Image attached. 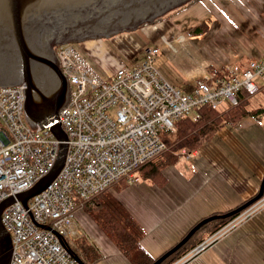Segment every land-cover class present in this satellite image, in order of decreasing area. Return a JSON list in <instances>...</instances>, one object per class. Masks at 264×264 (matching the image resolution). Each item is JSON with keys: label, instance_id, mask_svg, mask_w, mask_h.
I'll return each mask as SVG.
<instances>
[{"label": "built area", "instance_id": "2783aa9c", "mask_svg": "<svg viewBox=\"0 0 264 264\" xmlns=\"http://www.w3.org/2000/svg\"><path fill=\"white\" fill-rule=\"evenodd\" d=\"M55 52L70 86L69 102L58 119L68 137L67 156L57 178L27 207L17 197L54 170L61 142L49 129H31L24 84L0 87V205L15 199L2 214L13 242L10 264H79L65 245V239L78 237V209L123 182L138 184L139 171L168 150L164 134L175 132L177 122L197 108L235 107L241 92L253 97L260 91L256 80L264 82V57L250 60L244 70L232 66L228 78L210 72L184 92L154 66L158 49H149L143 63L121 66L107 79L76 45L62 44ZM263 203L264 197L235 223ZM233 227L226 225L214 237ZM210 244L197 246L181 264Z\"/></svg>", "mask_w": 264, "mask_h": 264}, {"label": "crops", "instance_id": "0c3cea01", "mask_svg": "<svg viewBox=\"0 0 264 264\" xmlns=\"http://www.w3.org/2000/svg\"><path fill=\"white\" fill-rule=\"evenodd\" d=\"M227 2L233 3L232 0ZM228 5L225 4L226 8ZM235 5L242 6L239 1H235ZM227 10L215 0H202L178 16L193 26L202 21L210 27L207 33L192 34L191 31L199 25L181 28L184 32H180L179 26L170 24L162 31L157 29L159 37L157 34L154 37L158 47L173 63L175 83L186 92L210 72L228 78L232 66L238 65L244 70L250 60L264 57L263 33L252 36L251 28L240 33L237 24L246 26L251 21L241 22L240 17L236 21ZM244 15L250 16L251 12L246 11ZM173 20H170L171 24ZM225 22L237 28L236 31L231 34V27L220 25ZM210 23H216L215 26L218 23L215 29L221 28V33L210 32L213 28ZM160 25L163 24L149 29L153 31ZM111 41L128 56L134 57L136 54L133 53L139 51L134 45L135 40L126 35L111 37ZM99 47L102 49L100 59L103 55L117 59L106 47ZM121 66L116 65L109 75ZM156 68L171 84L162 70ZM257 81L260 91L251 97L247 109L251 112L259 110V115H250L237 124L224 126L212 140L199 149L181 154L175 164L161 168L153 176L144 177L139 171L141 180L138 184L123 182L108 191V194L113 192L111 194L143 229L140 244L151 258H158L170 250L200 220L233 210L259 192L264 178V82ZM181 87L179 89L183 90ZM229 109L224 107L222 111ZM145 172L148 173L149 169ZM89 212L87 205L76 211L78 237L75 239L83 238L92 245L96 256L93 264H133L124 251L99 229ZM235 221L229 223L234 227L218 238L214 237L216 233L206 238L203 243L210 241V246L185 264H264V203L251 217Z\"/></svg>", "mask_w": 264, "mask_h": 264}, {"label": "water", "instance_id": "95a60500", "mask_svg": "<svg viewBox=\"0 0 264 264\" xmlns=\"http://www.w3.org/2000/svg\"><path fill=\"white\" fill-rule=\"evenodd\" d=\"M191 1L193 0H0V56H12L18 60L23 79L14 83V73L0 71V87H19L24 84L26 86L24 111L31 129L36 131L37 126L49 129L61 142L60 155L54 170L29 191L17 197L26 207L31 198L41 194L57 178L64 167L68 150L66 143L68 137L58 119L69 102L70 86L60 70L56 52V63L51 65L47 62V65L58 77V85L53 89H44L38 85L32 74V61L42 62L35 53L39 34L50 32L56 39V47L62 44L76 45L91 39L111 38L134 32L145 23L154 25L156 17H164L175 12ZM167 6L169 8L165 12H160ZM153 15L158 16L151 18ZM96 16H105V21L102 24H90V18ZM103 28L108 31H101ZM61 34L63 37L58 38ZM1 66L2 57L0 68ZM263 197L264 178L255 198L229 213L203 219L180 243L154 264L166 261L209 222L228 219L242 213ZM14 202L15 199L12 198L0 205V264L11 263L13 242L2 221V214ZM40 228L51 230L50 227ZM55 234L59 236L56 232ZM73 256L79 264H85L80 257L74 254Z\"/></svg>", "mask_w": 264, "mask_h": 264}, {"label": "trees", "instance_id": "16d2710c", "mask_svg": "<svg viewBox=\"0 0 264 264\" xmlns=\"http://www.w3.org/2000/svg\"><path fill=\"white\" fill-rule=\"evenodd\" d=\"M195 1H197L196 3H199L201 0L191 1L192 3H190L187 7H191L194 4L193 2ZM262 15L264 17V11ZM161 18L157 19L154 22V25H156L155 23H157ZM147 26H149V24H146L142 27ZM204 32V25L197 26L193 31H191V33L193 34H202ZM250 99L251 97H249L247 93L241 92L239 95L238 105L230 108L227 111L216 110L209 106H202L197 108L193 112V115L177 122L175 133L164 134L163 140L167 144V146L170 147L169 152L166 151L161 156L144 166L140 170L141 175H143L144 177L150 175L153 176L155 173L160 172L161 168H165L175 164L178 161L181 155L180 153L183 149H199L205 142L212 140L217 132L224 126L237 124L243 118L250 115H259V110L251 112L247 109ZM153 162L158 165L155 166ZM147 169H149L148 173L145 172ZM247 202L241 204L235 209L241 207ZM87 206L89 207V211L95 213L94 218L97 219V225L104 233L108 235L109 238H111L119 246V248L124 251L126 256L132 261L133 264H154L162 256L173 249L178 243H180V241L186 237L187 233L191 231L200 221L203 220L202 219L197 222L170 250H168L158 258H151L140 244L143 235V229L112 194H107V192H105L93 201L89 202ZM233 210L213 215L226 214ZM245 211H243L242 213H244ZM242 213L236 214L228 219H218L209 222L200 230H198L187 244H185L176 253L171 255L162 264L173 263L177 258H180L181 256L188 253L190 249H194L195 246L205 241L206 238L213 236L215 233L223 229L226 225L239 217ZM74 240L65 239V245L71 251V253L80 257V259L85 264L95 263L96 256L93 255L94 249L92 245H90L83 238Z\"/></svg>", "mask_w": 264, "mask_h": 264}, {"label": "rangeland", "instance_id": "374dc122", "mask_svg": "<svg viewBox=\"0 0 264 264\" xmlns=\"http://www.w3.org/2000/svg\"><path fill=\"white\" fill-rule=\"evenodd\" d=\"M215 1L224 10H227L228 8L232 9L233 12H231L229 10H227V12H229L231 14L230 17L235 19L236 21H238L239 17L241 19V22H245V21L248 22V20L251 21L246 26H243L239 23L237 24V25H240V26H238V28H239L238 30L240 33L242 31H246L247 28H251V35L252 36L262 35V33L264 35V29H263L264 27H262L264 24V17L262 15V13L264 11V0H232L234 4L232 2H227L228 0H215ZM235 1H239L242 4V6H236ZM196 2L197 1L193 2L194 4L191 7L190 6L187 7V6L192 2L183 6L180 9L176 10L175 12H172V13L162 17L155 24L156 25L163 24V25H160V27L153 29L154 32L151 31V29H149V28L156 27V25L155 26L149 25L147 27H142L146 24H149V23H145L143 25H140L139 29L134 31V32L122 34V35H126V36L130 37L131 39L135 40L134 45H135V47H137L139 49V51L133 53L134 55L136 54L134 57L131 55L130 56L126 55L121 48H119L114 42L111 41L110 37L109 38H98V39L85 40L83 42L77 43L76 46L81 51V53L86 57V59L89 61V63H91V65L97 70V72L99 74H101L102 77L105 79H107V77H106L107 74H111L112 72H114V69H116L115 68L116 65H123V66L128 65L129 67L136 66L138 64L143 63L145 60H147V51L149 49H151V50L152 49H158L159 53H158L157 57L155 58L154 66L159 67L162 70V72L172 82L171 84L173 86H179V88H180L181 86L178 85L177 83H175L176 80L174 78L175 75L173 72V67H174L173 63L171 61L167 60V58L165 57L164 51L161 52V49L158 47V44L155 40L156 37H154V36H155V34H157V36L159 37V33H160L159 30L160 31L164 30L163 27L169 26V24L173 25V26H175V25L179 26L180 32H184L181 28L192 27L193 25L190 21H187L186 19H184L182 17H178V16H180L184 12H187V9L190 10L193 6L197 5ZM224 2H225V4H227V3L229 4L228 8H226ZM210 5L213 8V4H210ZM230 5H234L235 7H237V9L235 10L234 6H230ZM246 11H250L251 15L250 16H246V15L243 16V13ZM219 15H221V17H223L222 14H219ZM171 19H175V20H173L172 24L170 23ZM192 19H194V17ZM193 22H194V20H193ZM200 24L204 25V27H205L204 33L209 32L210 27L207 26L202 21L198 22L194 26H197V25L201 26ZM210 24H211V26H213V28H211L210 32H213V31H214V33L217 32L216 34L221 33V28L218 27V29H215L219 25L218 23H217V26H215L216 23H214V24L210 23ZM210 24H208V25H210ZM220 25L226 26L227 28H228V26L231 27V31H230L231 34H232V32L234 33V31H236V29H237V28H234L233 25L230 24L229 22H225V24L221 23ZM244 28H245V30H243ZM157 29H159V30H157ZM216 34H214V35H216ZM100 45L106 47V49L112 54L111 56H114L117 59L108 58L105 55H103V59H100L99 54L102 53L101 52L102 49H100V47H99ZM256 82H258V81L256 80ZM183 90L185 91V89H183ZM175 132H173V133H175ZM169 150H170V147L168 146L167 152H169ZM183 151H189V149H183L180 154H183ZM111 193H113V192H111ZM107 194H108V192H107ZM257 203H255V204H257ZM255 204H253V205H255ZM89 213H90L91 218L94 221L96 220L95 221V223H96L97 219L94 218L95 213H93L91 211ZM96 225H97V223H96ZM99 229L101 230L100 227H99ZM73 240H74V238H73ZM202 243L203 242H201L200 244H202ZM200 244H198L197 246H199ZM197 246H195L194 249ZM194 249L193 248H192V250L190 249V251L188 253L181 256L180 258H177L171 264H181Z\"/></svg>", "mask_w": 264, "mask_h": 264}, {"label": "flooded vegetation", "instance_id": "af4514ba", "mask_svg": "<svg viewBox=\"0 0 264 264\" xmlns=\"http://www.w3.org/2000/svg\"><path fill=\"white\" fill-rule=\"evenodd\" d=\"M168 8L169 6H167L165 9L161 10L160 12H165ZM155 16L158 15H153L151 18ZM161 17H156L155 21ZM90 21H91L90 24H102L105 21V16L102 17L96 16L95 18L92 17L90 18ZM58 28L59 27H57V29ZM101 31H108V30L103 28L101 29ZM96 33H98V31ZM60 37H63V34H61L58 38ZM55 40H56L55 37L52 34H50V32L48 31L46 33L41 32L38 36L37 51L35 53L42 59V62L32 61V74L35 77L38 85L44 89H53L58 85L57 83L59 82L58 77H56L55 73L53 72V69L51 67H48L47 65L48 64L47 62L51 63V65L52 63H56ZM0 57H2V66L0 68V71H8L10 73H14L15 77L13 79V82L14 83L21 82L23 79L21 76V68L18 60H15V58H13L12 56H0Z\"/></svg>", "mask_w": 264, "mask_h": 264}]
</instances>
